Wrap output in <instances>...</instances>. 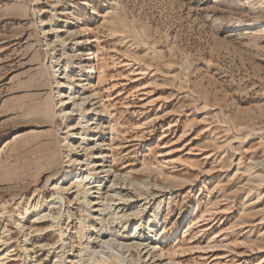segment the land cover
Wrapping results in <instances>:
<instances>
[{
    "label": "rangeland",
    "instance_id": "rangeland-1",
    "mask_svg": "<svg viewBox=\"0 0 264 264\" xmlns=\"http://www.w3.org/2000/svg\"><path fill=\"white\" fill-rule=\"evenodd\" d=\"M34 1L0 0L2 264H79L82 209L95 232L115 207L142 209L111 224L124 237L140 224L137 264H264V0ZM51 56L63 74L82 62L73 93L90 96L83 115L65 107L74 132L90 123L74 162ZM92 168L84 207L74 183ZM56 184L68 194L47 205ZM39 195L70 232L60 263L49 221L30 207L18 226Z\"/></svg>",
    "mask_w": 264,
    "mask_h": 264
},
{
    "label": "bare ground",
    "instance_id": "bare-ground-1",
    "mask_svg": "<svg viewBox=\"0 0 264 264\" xmlns=\"http://www.w3.org/2000/svg\"><path fill=\"white\" fill-rule=\"evenodd\" d=\"M32 3H34V0H30ZM45 34V32H43ZM66 36L68 38H71L73 35L71 32L67 30ZM47 48H49V44H46ZM64 55V54H63ZM67 56V55H66ZM77 57V54H74V57ZM90 59H94V57H91ZM49 63V68H50V77L53 79V83L55 84V89L56 91L54 92V97L56 96L57 98V104H58V113L57 115L64 121L70 117V115L73 113V111H66V104L70 103L73 105V108H76L80 112V115H83V112H87V108L85 107L86 104L89 102L90 96L85 95L84 92L79 94L78 96V102L75 101V96L73 93V90L76 89L77 87H80V89L84 88L87 84H83V80L78 81V75L72 76L71 72L74 71L75 69L81 70L82 69V62L78 61L76 64H72L70 62H67L65 69H64V74L61 73L60 67L57 63H55L54 57L51 56L50 60L47 61ZM73 65V66H72ZM81 72V71H80ZM89 73H94V69H90ZM63 74V76H62ZM77 77V78H76ZM78 81L77 84H75ZM80 93V92H79ZM66 95V97H65ZM64 96V98H63ZM66 100V101H65ZM90 109V108H89ZM85 112V113H86ZM86 116L81 117L77 125L80 126V131L74 132L75 129H77V126L73 124H67L65 123V132L63 133V138H62V143L64 144L65 148V156L68 158V162H74L76 160L72 159L73 154L72 151L75 150V144L74 140L75 139H81L83 142L85 140V136L88 133V128L90 127V123H88V120L86 119ZM83 143H80L82 145ZM79 145V146H80ZM90 163H86L87 167L89 166ZM76 166V165H75ZM79 169V168H78ZM92 171H95L94 168L89 169L88 173L84 176L79 175L80 177H77L75 181V187L77 188V197L79 200H83L84 207L88 206L92 201L89 202V195L91 194V189H99V184L96 186H93L90 188L91 184L94 183L93 181V176H92ZM71 171L66 170L65 174L67 175V178L69 177ZM124 180V179H123ZM92 181V182H91ZM115 181V180H114ZM114 185L115 182H112ZM54 193H53V198L51 201L47 203V205H60L61 203L64 202V196L68 194V188H63L61 185L56 184L54 187ZM99 191V190H98ZM141 193V191H140ZM119 197V201H126L127 198L121 196L118 192L113 193V197ZM100 198V197H99ZM77 199V200H78ZM101 199V198H100ZM117 199H110V201H118ZM43 197H38L37 201L30 204V206H24V209L18 212V216H21L20 218H17L18 221V226L22 230L23 225L21 224V219H23L28 213L30 212V207L34 210L37 211L36 215V220H47L50 222V225L48 226L51 230L49 231H54L58 235V242L53 248L56 250L57 248L61 247L62 251L61 254L57 257V263L62 262V260L65 258L64 257V250H67L69 247V244L66 243L67 237L69 235V231L67 232L66 230L62 229V225H60V216H55L54 215H47V214H40L39 210L41 207H43L45 201H43ZM104 199H101L100 201L103 202ZM108 199L106 198L105 200V205H107ZM122 202V203H123ZM27 203H30V199H27ZM26 203V204H27ZM94 203H98L95 202ZM27 204V205H28ZM109 204V203H108ZM124 204V203H123ZM122 204V205H123ZM111 205V204H110ZM119 205V204H118ZM112 206H109L106 209L112 210ZM83 208V207H82ZM93 208V207H92ZM120 208V207H119ZM114 208L111 212V221H103V216L102 214H99L100 221L103 223L101 228L98 229L97 231L93 232L91 231L90 227H93L95 229V225L89 224V222L86 221L87 217L91 215L90 211L86 208H83L82 211L84 213L83 218L80 220V225H79V230L77 231L78 238H79V246H81V249L79 250L80 258L77 260V263L79 264H137L134 260V252L138 251L141 246H143V240L141 237L137 236L135 237L134 235L137 233L139 229L140 224H135L134 225V232L132 236H126L124 237L120 233H118L119 230H115L116 226H111L113 225L114 222L116 224L121 223V219L125 218L126 216L129 217V215L133 214H139L142 212V209L139 210L137 209L134 213L127 212H122L120 209ZM141 208V207H140ZM101 211V210H100ZM160 211V203L156 206L154 209L153 213L150 215V220L148 222V226L150 225V222L154 220L158 216V213ZM51 213V212H49ZM69 213V212H68ZM109 213V212H108ZM69 217V216H68ZM125 220V219H124ZM127 221V220H126ZM127 226V225H126ZM65 228H68L66 226ZM47 229V228H46ZM45 229V230H46ZM104 229V230H103ZM69 230V229H68ZM103 230V231H102ZM43 231V229H42ZM140 233V232H139ZM76 234V233H75ZM26 240V239H25ZM145 248V247H144ZM60 249V248H59ZM69 249V248H68ZM26 250V248H25ZM67 252V251H66ZM138 253V252H137ZM137 255V254H136ZM140 255V254H139ZM8 253L4 254L3 250L0 249V264H2L3 260L8 257ZM137 259V258H136ZM140 257L138 258L139 261ZM137 261V260H136Z\"/></svg>",
    "mask_w": 264,
    "mask_h": 264
}]
</instances>
